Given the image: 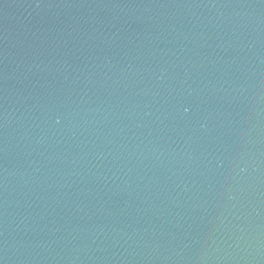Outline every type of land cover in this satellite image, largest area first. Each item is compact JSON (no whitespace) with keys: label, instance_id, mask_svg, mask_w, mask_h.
<instances>
[{"label":"water","instance_id":"1","mask_svg":"<svg viewBox=\"0 0 264 264\" xmlns=\"http://www.w3.org/2000/svg\"><path fill=\"white\" fill-rule=\"evenodd\" d=\"M0 264H264V0H0Z\"/></svg>","mask_w":264,"mask_h":264}]
</instances>
